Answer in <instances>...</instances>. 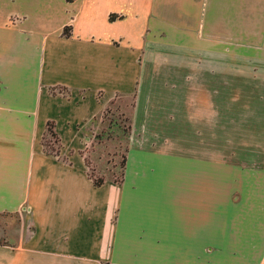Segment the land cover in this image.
I'll list each match as a JSON object with an SVG mask.
<instances>
[{
    "label": "crops",
    "instance_id": "obj_1",
    "mask_svg": "<svg viewBox=\"0 0 264 264\" xmlns=\"http://www.w3.org/2000/svg\"><path fill=\"white\" fill-rule=\"evenodd\" d=\"M229 51L251 55L264 125V0H0V215L21 219L0 264H264V161L230 191L201 152L210 97L191 74ZM117 97L121 182L94 188L81 141Z\"/></svg>",
    "mask_w": 264,
    "mask_h": 264
},
{
    "label": "rangeland",
    "instance_id": "obj_2",
    "mask_svg": "<svg viewBox=\"0 0 264 264\" xmlns=\"http://www.w3.org/2000/svg\"><path fill=\"white\" fill-rule=\"evenodd\" d=\"M219 61L218 57L216 65L214 59H208L206 64L213 74L205 79L206 64L198 60L191 80L193 88L197 83L205 86L210 97L205 109L206 123L202 117L208 127V133L203 134L207 147L201 152L206 153L209 162H223L224 189L233 191L227 185V178L234 173L251 172L254 166H263L264 125L263 117L251 116V55L229 51ZM132 105L130 97L113 99L95 121L96 128L83 134L87 138L81 141L79 152L86 162L87 174L105 181L119 179L121 159L128 147L126 128ZM44 141L53 146L48 136ZM20 221L18 214L0 215V243L8 240L9 229L18 230Z\"/></svg>",
    "mask_w": 264,
    "mask_h": 264
},
{
    "label": "trees",
    "instance_id": "obj_3",
    "mask_svg": "<svg viewBox=\"0 0 264 264\" xmlns=\"http://www.w3.org/2000/svg\"><path fill=\"white\" fill-rule=\"evenodd\" d=\"M67 2H70L72 0H66ZM113 15H109L108 19L111 20L113 19ZM68 31L67 29H65L63 31V35H68ZM126 132H127V137L129 134V125L126 128ZM45 136H48L51 140H52V144L53 146L50 144L47 145V143H45ZM40 144H41V148L42 151L46 154V155H51V156H57L58 155V151H59V144H58V139L57 136L55 135L54 131H53V125L52 123H46L45 125V131L41 137L40 140ZM126 151V150H125ZM124 160H125V155L122 157L121 159V165H120V177L118 180H113V183H120L121 182V176H122V169L124 166ZM84 164H86L85 160L83 159ZM87 177L89 178V180L91 181V184L94 188H97L99 186H101L104 182V179L102 177H94L92 175L87 174Z\"/></svg>",
    "mask_w": 264,
    "mask_h": 264
}]
</instances>
